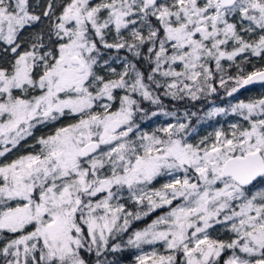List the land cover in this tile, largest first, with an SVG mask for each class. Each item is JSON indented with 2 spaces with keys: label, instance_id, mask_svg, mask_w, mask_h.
I'll return each instance as SVG.
<instances>
[{
  "label": "snow or ice",
  "instance_id": "6c2138e0",
  "mask_svg": "<svg viewBox=\"0 0 264 264\" xmlns=\"http://www.w3.org/2000/svg\"><path fill=\"white\" fill-rule=\"evenodd\" d=\"M258 82L264 0H0V264H264V94L141 123Z\"/></svg>",
  "mask_w": 264,
  "mask_h": 264
},
{
  "label": "rangeland",
  "instance_id": "374dc122",
  "mask_svg": "<svg viewBox=\"0 0 264 264\" xmlns=\"http://www.w3.org/2000/svg\"><path fill=\"white\" fill-rule=\"evenodd\" d=\"M35 3L42 5L43 0H34ZM123 54V53H122ZM247 71H251V66H248L246 68ZM232 74H235L236 70L233 68L231 70ZM231 85H229L230 87ZM163 90H160L161 94V101L162 105L165 111L168 112H175L176 117L171 116H164L163 114L158 115L157 117H151L150 119H146L142 121V127L146 130H151L153 127H156L161 124H167V123H174L177 121V119L180 120V122L189 123L191 128L195 129V132H191L190 139L192 142H196L200 137L207 135L209 132H212L216 127H219L223 125L225 128L232 123L235 122L238 117L234 114H230L228 116H217L212 119H204L199 120V117H202L205 112L211 107L219 106V107H227L230 104L237 103L240 100H248L249 98L257 97L261 94H264V83H257L253 85H248L242 88L238 93L233 94V96L229 97L226 95L225 89H220L218 87V92L216 94H213L209 97H202L199 101H192L188 98H185L183 100L179 99H173L171 97H165L162 94ZM177 102H183L184 104L177 106ZM146 109L149 110V113L151 111H156L157 106L152 105L149 102H144L143 105ZM188 112L189 114L192 112L197 113L196 116H192L189 120H186L184 118V113ZM199 121V122H198ZM58 126V125H57ZM49 129L41 128L39 131L36 132V135L43 134L47 132ZM28 143H32L31 140L28 141ZM23 147L19 149V151H23ZM166 178H161L157 182H154V186L159 187L160 184L164 183ZM128 207L132 211H136L137 208L135 205L129 203ZM168 209H157L154 213H150L149 216L143 217L139 221H133V224L131 225L130 232L135 229L143 228L146 224L150 223L151 220L155 219L157 216L161 215L163 212H166ZM217 233H220V238H227L226 235L223 233V231L217 227L216 230L212 233L213 236H216ZM123 239H127V234L123 237ZM152 247H156L157 249H161V245L157 244L154 246L145 245L143 247V250L148 252L152 250ZM139 251L134 248H126L121 253L117 254V257L119 258L120 264H134L135 256L139 255ZM117 257H109V259H114Z\"/></svg>",
  "mask_w": 264,
  "mask_h": 264
},
{
  "label": "trees",
  "instance_id": "16d2710c",
  "mask_svg": "<svg viewBox=\"0 0 264 264\" xmlns=\"http://www.w3.org/2000/svg\"><path fill=\"white\" fill-rule=\"evenodd\" d=\"M182 104H184V103H183V102H177V103H176L177 106H180V105H182Z\"/></svg>",
  "mask_w": 264,
  "mask_h": 264
},
{
  "label": "water",
  "instance_id": "95a60500",
  "mask_svg": "<svg viewBox=\"0 0 264 264\" xmlns=\"http://www.w3.org/2000/svg\"><path fill=\"white\" fill-rule=\"evenodd\" d=\"M259 83V82H258ZM257 84V83H256Z\"/></svg>",
  "mask_w": 264,
  "mask_h": 264
}]
</instances>
